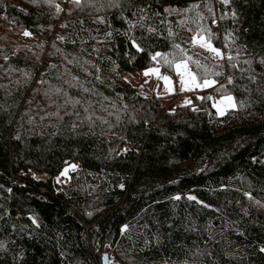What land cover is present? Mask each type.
I'll return each instance as SVG.
<instances>
[{
  "label": "trees",
  "instance_id": "trees-1",
  "mask_svg": "<svg viewBox=\"0 0 264 264\" xmlns=\"http://www.w3.org/2000/svg\"><path fill=\"white\" fill-rule=\"evenodd\" d=\"M201 28L223 59L194 45ZM185 55L216 83L181 101L124 75ZM106 251L264 264V0H0V264Z\"/></svg>",
  "mask_w": 264,
  "mask_h": 264
},
{
  "label": "snow or ice",
  "instance_id": "snow-or-ice-1",
  "mask_svg": "<svg viewBox=\"0 0 264 264\" xmlns=\"http://www.w3.org/2000/svg\"><path fill=\"white\" fill-rule=\"evenodd\" d=\"M33 3L38 2V0H32ZM44 2H47V0H44ZM72 3L76 4L77 6H79L80 4V0H72ZM221 3L223 4H228L230 3V0H221ZM192 9L198 8L199 5H192L191 6ZM61 9L59 8V6H57V11L59 12ZM184 11H188V9H185ZM209 11H211V9H209ZM235 15V13H233V16ZM223 18V17H222ZM200 19H203V17L201 16ZM215 22V21H214ZM208 31L207 29L201 28L200 32L198 33V39L194 38V45L198 44L200 47L205 48L206 50L215 53L217 57L223 59L224 58V54L217 48L213 47V45L210 42V37L206 38L204 36V33ZM25 36H30L31 32L29 31H25L23 33ZM230 35V34H229ZM60 39H63V37H60ZM132 43L134 45V47L137 48V50L139 51H143V49L140 48V46L138 44H136L135 40H132ZM175 47L179 48V45H176ZM181 52H183V50L181 49ZM157 57H161L164 61L165 64H167L169 67L173 66V61L169 60L167 58V55H163L159 52L155 53V55H153L151 58L152 60H157ZM227 59L231 60L233 59L232 56H228ZM192 58L191 57H187L185 55V57H183L180 62L175 63V70L177 72L178 75H180L181 77V82L183 84H185V88L182 90H191L192 88H200V87H211L215 81H210L208 79H203L202 83L197 82V77L196 74L193 73L190 68H189V61H191ZM192 63H194L196 65L197 68H203V65H201L199 63V61H192ZM149 73H155L159 76V69L158 68H150L145 72V75H148ZM161 79L165 80L166 83L170 82V78L167 76H162L160 77ZM191 86V87H189ZM203 99V98H201ZM207 99L211 100L212 97H207ZM225 101L228 102V106L235 108L236 104L234 103V98L231 96L225 97L224 99H222L219 103L220 104H224ZM76 103H79V101H77ZM214 107L217 108V111L220 115H224V111L216 104L213 105ZM124 151H127V149H125ZM73 170H75L76 165H72L71 166ZM68 173V169H64V171L61 173V175H67ZM121 188H123V185H120ZM175 199H180V197H175ZM188 199L190 200H195L196 198L193 196H189ZM105 260H108L109 258L107 256L104 257Z\"/></svg>",
  "mask_w": 264,
  "mask_h": 264
},
{
  "label": "rangeland",
  "instance_id": "rangeland-1",
  "mask_svg": "<svg viewBox=\"0 0 264 264\" xmlns=\"http://www.w3.org/2000/svg\"><path fill=\"white\" fill-rule=\"evenodd\" d=\"M25 38L28 39V40H31L32 39V35L25 36ZM151 68H158L159 69V76L157 74H155V73H149L148 75H145V72L148 69H150V68L144 69V70H140V71H127V72L124 73V75H125L126 79L131 81L133 84L138 85L144 92H146L148 94H153L154 93V94H157V95L167 96V98H169L171 94H177L175 102L176 101H181L179 99V95H181V94H183L185 97H187V96L192 95L195 92H200V91H202L204 89L210 88V87H207V88L200 87V88H192L191 90H182V89L185 88V84H183L181 82V77H180V75H177V72L176 73H172V72H169L167 70L162 69L159 66H154V67H151ZM162 76L169 77L170 78V82L166 83L165 80L160 78ZM208 80L215 81L214 79H208ZM197 82H199V81H197ZM200 83H202V82H200ZM215 83L213 85H215ZM189 87H191V86H189ZM226 97H228V96H226ZM224 98H221V99L217 100L215 102V104L218 105L225 113L227 110H229V109H231L233 107L228 106V102L227 101H225L224 104H220L219 102L222 99H224ZM70 168H71V166L67 167L68 172H69ZM46 176L47 175H44V174L38 175L39 178H43V179H46L47 178ZM113 259L115 261H117L118 263L120 262L115 257H113Z\"/></svg>",
  "mask_w": 264,
  "mask_h": 264
},
{
  "label": "water",
  "instance_id": "water-1",
  "mask_svg": "<svg viewBox=\"0 0 264 264\" xmlns=\"http://www.w3.org/2000/svg\"><path fill=\"white\" fill-rule=\"evenodd\" d=\"M107 256L109 259L105 260L104 257ZM112 256H110V253L108 251L105 252L104 256H103V264H110V261L112 260ZM120 263V262H119Z\"/></svg>",
  "mask_w": 264,
  "mask_h": 264
},
{
  "label": "built area",
  "instance_id": "built-area-1",
  "mask_svg": "<svg viewBox=\"0 0 264 264\" xmlns=\"http://www.w3.org/2000/svg\"><path fill=\"white\" fill-rule=\"evenodd\" d=\"M185 96L183 94L179 95V99L182 100ZM47 177V176H46ZM36 178L38 179H43V178H39L38 175H36Z\"/></svg>",
  "mask_w": 264,
  "mask_h": 264
},
{
  "label": "bare ground",
  "instance_id": "bare-ground-1",
  "mask_svg": "<svg viewBox=\"0 0 264 264\" xmlns=\"http://www.w3.org/2000/svg\"><path fill=\"white\" fill-rule=\"evenodd\" d=\"M110 264H119V263L112 258V260L110 261Z\"/></svg>",
  "mask_w": 264,
  "mask_h": 264
}]
</instances>
